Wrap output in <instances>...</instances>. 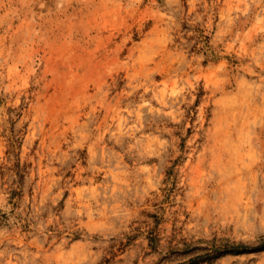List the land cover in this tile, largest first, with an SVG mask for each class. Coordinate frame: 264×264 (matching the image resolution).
Returning a JSON list of instances; mask_svg holds the SVG:
<instances>
[{"label": "rangeland", "instance_id": "obj_1", "mask_svg": "<svg viewBox=\"0 0 264 264\" xmlns=\"http://www.w3.org/2000/svg\"><path fill=\"white\" fill-rule=\"evenodd\" d=\"M263 240L264 0H0V264Z\"/></svg>", "mask_w": 264, "mask_h": 264}, {"label": "trees", "instance_id": "obj_2", "mask_svg": "<svg viewBox=\"0 0 264 264\" xmlns=\"http://www.w3.org/2000/svg\"><path fill=\"white\" fill-rule=\"evenodd\" d=\"M262 244H264V240H263ZM238 247H239L238 249H241V248H242V249H246V248L249 247V246H248V245H245V244H243V243H239V244H238ZM240 247H241V248H240Z\"/></svg>", "mask_w": 264, "mask_h": 264}]
</instances>
